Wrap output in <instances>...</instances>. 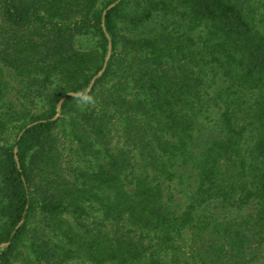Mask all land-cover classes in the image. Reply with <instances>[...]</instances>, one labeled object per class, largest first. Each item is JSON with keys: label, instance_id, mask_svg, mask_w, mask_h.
I'll return each instance as SVG.
<instances>
[{"label": "trees", "instance_id": "1", "mask_svg": "<svg viewBox=\"0 0 264 264\" xmlns=\"http://www.w3.org/2000/svg\"><path fill=\"white\" fill-rule=\"evenodd\" d=\"M0 264H264V0H0Z\"/></svg>", "mask_w": 264, "mask_h": 264}, {"label": "clouds", "instance_id": "2", "mask_svg": "<svg viewBox=\"0 0 264 264\" xmlns=\"http://www.w3.org/2000/svg\"><path fill=\"white\" fill-rule=\"evenodd\" d=\"M73 99L76 101L77 107H88L95 104V97L91 95L88 87L82 88L76 93H72Z\"/></svg>", "mask_w": 264, "mask_h": 264}, {"label": "rangeland", "instance_id": "3", "mask_svg": "<svg viewBox=\"0 0 264 264\" xmlns=\"http://www.w3.org/2000/svg\"><path fill=\"white\" fill-rule=\"evenodd\" d=\"M19 261V260H18Z\"/></svg>", "mask_w": 264, "mask_h": 264}]
</instances>
